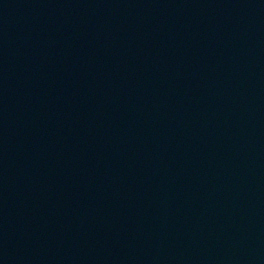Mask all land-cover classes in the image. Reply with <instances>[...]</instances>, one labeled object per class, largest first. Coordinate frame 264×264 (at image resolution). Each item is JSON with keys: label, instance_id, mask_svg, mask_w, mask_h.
<instances>
[{"label": "water", "instance_id": "95a60500", "mask_svg": "<svg viewBox=\"0 0 264 264\" xmlns=\"http://www.w3.org/2000/svg\"><path fill=\"white\" fill-rule=\"evenodd\" d=\"M164 264H264V0H191Z\"/></svg>", "mask_w": 264, "mask_h": 264}]
</instances>
